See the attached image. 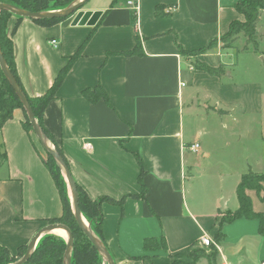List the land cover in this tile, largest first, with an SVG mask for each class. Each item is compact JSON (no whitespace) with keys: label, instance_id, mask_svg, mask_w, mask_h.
I'll list each match as a JSON object with an SVG mask.
<instances>
[{"label":"crops","instance_id":"1","mask_svg":"<svg viewBox=\"0 0 264 264\" xmlns=\"http://www.w3.org/2000/svg\"><path fill=\"white\" fill-rule=\"evenodd\" d=\"M237 1L115 0L111 7L113 0H87L81 11L102 13L94 27H72V18L49 26L16 17L6 21L16 76L30 98L43 96L82 47L46 106L42 124L56 146L49 145L60 150L88 199L123 201L121 207L101 205L103 243L115 264H147L130 260L140 257L172 264L195 249L207 255L215 249V264L264 260L263 192L247 191L261 219H238L224 226L220 244L213 239L219 213L238 208L240 177L248 171L264 176V11L256 51L251 46L243 51L242 36L223 49L220 39L230 24L244 21L235 10ZM241 40L238 51L234 44ZM137 42L139 54L120 55ZM195 63L223 66L224 76L196 72ZM86 90L97 98L85 99ZM197 110L203 115L191 129L186 116ZM24 122L23 111L15 109L0 132V157L5 156L0 161V246L12 257L62 215L45 151L23 129ZM204 139L210 143L201 146ZM194 144L197 153L190 151ZM216 153L233 166L220 175L231 180L228 193L219 190L208 203L192 202L186 184L193 156L209 159ZM203 238L213 245L202 248ZM146 239H163L166 250H145Z\"/></svg>","mask_w":264,"mask_h":264},{"label":"trees","instance_id":"2","mask_svg":"<svg viewBox=\"0 0 264 264\" xmlns=\"http://www.w3.org/2000/svg\"><path fill=\"white\" fill-rule=\"evenodd\" d=\"M67 3L72 2L74 0H66ZM115 0L111 3V7L114 5ZM14 3V5L12 4ZM0 4L14 6L18 9H22L25 11H29L31 13H39V12H47L49 7L47 0H0ZM56 5H52L51 8H54ZM235 10L243 16V22H232L229 26V30L226 35L221 37L220 41L223 44V49L230 48L231 45L235 42V40L242 36L245 39V47L243 51L247 50V46H251L254 51L257 50V42H258V34H257V24L259 22V17L261 13L264 11V0H238L235 4ZM14 17L7 12L0 13V51L1 54L13 75L16 83L21 88L23 94L26 97V100L31 108V111L34 115L35 120L39 128L41 129L43 135L46 139L51 142L54 146V141L52 137L47 133L42 124V116L46 106L52 101L55 97V92L60 86L64 76L66 75L72 61L79 55L81 48L72 56L67 65L61 69L59 74L57 75L52 87L41 97L38 98H30L28 97L23 88L21 87L19 80L16 76L14 62H13V54H12V43L9 37L5 34V24L8 18ZM17 18V17H16ZM18 20H22L21 18H17ZM68 19L60 17V18H50L44 20H33V22L49 26L56 23H59L63 20ZM211 46L209 44L208 48ZM206 49L195 52L194 54H199L204 52ZM181 53L182 50H180ZM140 48L139 43L137 42L135 48L132 51L122 52L120 55L130 56L134 54H139ZM194 70L196 72L205 73L212 77L221 78L224 76V67L219 66L218 68H211L202 63H195ZM97 95H100L103 99L106 100V95L102 89L97 88ZM82 95L85 99L89 101H93L95 98L94 92L91 91H83ZM15 109H21L25 115V122L22 124L23 129L29 133L31 131V127L29 125L28 119L24 110L22 109V105L19 102V99L11 89V87L6 82L1 70H0V132L3 125L11 119L12 113ZM218 115H225L226 112L217 111ZM58 154L62 157V153L60 150L55 149ZM5 159L4 154H1L0 161L3 163ZM64 160V159H63ZM65 162V161H64ZM66 164V163H65ZM140 164V161H139ZM44 165L48 170L55 187L59 193L61 203H62V215L60 218L55 220H50L48 224H61L65 226L73 239L72 250H71V260L70 264H98L102 262V256L96 251V249L91 245L88 241L82 230L78 227L75 222L73 212L70 207V202L67 196V187L65 180L61 174L60 169L58 168L54 158L46 153V159L44 160ZM142 171L140 172L139 182L141 180ZM262 183H264V176L257 175L251 171H248L246 174L240 177L239 183L235 190V195L238 203V208L231 212L227 211L224 213H219L220 220L218 223V230L214 235V242L216 244H220L224 239L223 228L224 226L231 224L232 222L238 219H261L260 215L255 214L251 208V201L247 195V191H255L256 193L263 192L264 198V190L262 189ZM77 196H78V208L80 210L81 216L85 219L89 226L91 232L102 242L104 247L102 238V212L101 205L103 203H110L118 206H122L123 201L114 202L110 199L100 198L97 200H90L87 198L86 194L80 189L77 185ZM145 189L141 185V197L144 196ZM261 232H264V229L261 226ZM159 247L161 250H166L165 242L163 239L154 240V239H146L144 241V249L147 251H158ZM27 248H21L18 252V258L15 259L12 257L8 250L2 246H0V264H10L18 261L26 252ZM66 250V243L59 239H53L51 237L45 236L41 240L38 241L33 253L30 256V259L26 264H62L63 255ZM108 251V249L106 248ZM192 252L190 257V262L186 263L181 261L182 257H175L174 262L172 264H197L201 258H206L209 264H215V260L217 257V251L215 249H211V253L209 255L202 249H195ZM109 253V251H108ZM110 255V253H109ZM111 256V255H110ZM112 258V256H111ZM113 259V258H112ZM132 261H142L147 264H151L150 260L147 257L133 258L130 259ZM114 261V260H113ZM115 264V262H114Z\"/></svg>","mask_w":264,"mask_h":264},{"label":"water","instance_id":"3","mask_svg":"<svg viewBox=\"0 0 264 264\" xmlns=\"http://www.w3.org/2000/svg\"><path fill=\"white\" fill-rule=\"evenodd\" d=\"M87 0H77V3H73L68 9L64 11H58V12H39V13H31L29 11H25L22 9H18L14 6L0 4V13L7 12L11 14L14 17L21 18V19H28V20H44V19H50V18H66L70 16L71 14L76 13L74 18L71 21L72 27H94L96 23L98 22L99 18L101 17V12H84V11H78L79 6L83 5ZM0 70L8 83V85L11 87L17 98L19 99V102L22 105V109L24 110L26 117L28 119L29 125L31 127L32 134L37 139L38 143L42 147V149L45 151V153L52 156L58 166V168L61 171V174L66 182L68 192L71 197V209L73 212V216L75 219L76 224L78 227L82 230L88 241L91 243V245L96 249V251L102 256L103 260L106 262V264H114L113 259L109 255L108 251L102 244V242L91 232L89 226L85 227L82 223V216L80 213V210L78 208V196H77V190L75 183L69 173L68 167L65 164L62 157L58 154V152L55 150V148H52L49 145V141L46 139V137L43 135L41 129L39 128L37 121L34 118V115L31 111V108L26 100L25 95L23 94L21 88L16 83L13 75L11 74L2 54L0 51ZM55 230H62L64 231L67 241H66V250L63 255L62 264H70V254L72 250V244L73 239L69 232V230L61 225V224H49L47 225L42 231H40L30 242V244L27 247V250L25 254L16 262L10 263V264H26L28 260L30 259L31 254L33 253L35 249L36 242L38 238L43 234H49L52 233Z\"/></svg>","mask_w":264,"mask_h":264},{"label":"rangeland","instance_id":"4","mask_svg":"<svg viewBox=\"0 0 264 264\" xmlns=\"http://www.w3.org/2000/svg\"><path fill=\"white\" fill-rule=\"evenodd\" d=\"M76 1L77 0H74L70 3L69 2L67 3L66 0H47V3H48L47 5L49 7L47 12L64 11V10L68 9L73 3H77ZM96 1H98V0H91L90 3H93ZM12 4L14 5V3H12ZM52 5H56V6L54 8H51ZM82 6L83 5L79 6L78 11H81ZM75 15H76V13L71 14L67 18L73 19ZM242 45H243L242 40L237 42L236 44H234V46L238 49V51L241 50ZM202 115H203L202 112L200 110H197L196 114H194L193 117H189V119H187L188 115L186 116V121H187V123L189 122V126L191 127V129H195L197 127V123L199 121V118ZM36 141H37V139H36ZM37 143H38V141H37ZM209 143H210L209 141H206V139H204L201 142V146H203V144L208 145ZM41 149H42V147H41ZM193 158H194V168L187 175L188 179H187V184H186V189L188 190V194H189L187 197L189 198V200L193 199L192 202H195V203H198V202L208 203L210 201V199L212 197H214V195L219 190H221L223 192L222 195L226 196L228 193L227 184L229 182H231V180L222 179L220 175L221 174L223 175V172L230 171L233 166H231L229 162L225 163V161L223 160L224 156H222L220 153H216L215 155L211 156V158H209V159L201 158L200 155L193 156ZM45 159H46V153H45ZM66 187H67V185H66ZM262 189L264 190V183H262ZM67 191H68V189H67ZM68 195H69L70 207H71V197H70L69 192H68ZM88 226H89V224L87 222V227ZM89 228H90V226H89ZM45 236L51 237L53 239L62 240L64 243H66V241H67V237H65V239H62L54 233L46 234L42 238H44ZM159 251H161L160 247H159ZM191 255H192V252L190 251L186 256L182 257L181 261L189 263ZM14 258L17 259L18 256L14 257ZM203 259H205V258H201L200 260H203ZM70 260H71V256H70ZM98 264H106V262L104 260H102V262H100Z\"/></svg>","mask_w":264,"mask_h":264},{"label":"built area","instance_id":"5","mask_svg":"<svg viewBox=\"0 0 264 264\" xmlns=\"http://www.w3.org/2000/svg\"><path fill=\"white\" fill-rule=\"evenodd\" d=\"M128 5H129V6H132V3L129 2ZM169 12H170V10H167V11H166V13H169ZM51 44H52L53 46H56V42H55V41H52ZM84 148L87 149V150H89V149H91V146H90L89 144H86V145L84 146ZM198 149H199V146H198L197 144H194V145H192V146L190 147V151H191L192 153H197V152H198ZM212 245H213V243H212L209 239H207V238H203V239H201V241H200V246H201L202 248H209V247H211ZM259 264H264V260L261 261Z\"/></svg>","mask_w":264,"mask_h":264},{"label":"bare ground","instance_id":"6","mask_svg":"<svg viewBox=\"0 0 264 264\" xmlns=\"http://www.w3.org/2000/svg\"><path fill=\"white\" fill-rule=\"evenodd\" d=\"M82 223L85 227H87V222L84 219H82ZM52 233L58 235L62 239H65V237H66V235H64L65 234L64 231H62V230H55Z\"/></svg>","mask_w":264,"mask_h":264}]
</instances>
